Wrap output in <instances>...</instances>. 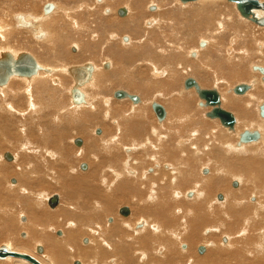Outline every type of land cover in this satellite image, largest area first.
<instances>
[{"label": "bare ground", "instance_id": "1", "mask_svg": "<svg viewBox=\"0 0 264 264\" xmlns=\"http://www.w3.org/2000/svg\"><path fill=\"white\" fill-rule=\"evenodd\" d=\"M35 1L7 0L8 5L5 1L6 9L0 13V57L9 52L16 58L20 52L15 54L11 44L29 42L61 64H50L47 58L39 63L36 76L11 75L0 84L3 245L40 264H74L77 259L79 264H264V72L258 69H264V25L242 16L235 2L228 0L223 7L219 0L180 5L175 0H144L146 5L137 0L136 10L125 5L106 11L100 8L101 0H55L48 2V11L43 10L48 0H38V5ZM229 4L237 14L228 11ZM119 8L125 9L124 14L116 12ZM253 13L264 16V9ZM145 18H152L146 20L144 30L151 32L146 38L140 31ZM193 30L199 41L187 51L190 66L180 59L186 52L181 54L175 45L164 49L162 57L150 48L140 55L143 58L123 54L133 41L148 40L149 35L153 44L165 39L184 46L188 39L191 42ZM127 32L133 35L123 36ZM118 34L121 40L111 42ZM80 41L88 62L74 66H89V76L77 84L70 71L74 66H65L62 60L80 54L62 56V47L67 51L74 45L80 50ZM96 56L108 63L103 64L104 71ZM134 61L145 64L156 79L144 75V66L133 74ZM124 62L129 63L127 68ZM243 71L250 74L249 82H239ZM65 72L73 81L68 89L62 78L54 85L57 75ZM178 72L184 74L186 87L181 89ZM201 72L206 76L201 74L203 80L190 78L192 83L186 84V77ZM233 78L238 82L230 84ZM210 83L219 88L211 91L216 96L211 104L201 95L209 91L204 88ZM238 84L246 89L236 92ZM73 88L82 93L80 102L73 100ZM81 88L93 89V98L86 100ZM109 89H120L121 95L113 92L114 97H107ZM67 90L72 104L68 94L65 97ZM138 91L143 97L135 96L128 103L131 92ZM161 99L168 105L170 101L172 108L161 105ZM220 101L236 112H228L230 123L213 114L216 108L223 110ZM156 106L163 114L155 119L150 113ZM149 118L153 123L148 134L139 136ZM100 125L105 128L98 136ZM77 135L84 137L83 144L73 146ZM8 148L15 152H8L10 158L5 157L7 152L2 154ZM83 160L89 161L87 172L78 170ZM203 167L209 172L205 168L201 173ZM10 175L16 176V183ZM231 181L236 183L233 188ZM53 190L60 192L59 204L44 209L41 206ZM121 203L130 209L126 215L118 211L122 214L118 216ZM60 228L62 233L55 235ZM21 229L25 239L18 236ZM199 243L202 252L197 250ZM0 260L33 264L20 256Z\"/></svg>", "mask_w": 264, "mask_h": 264}, {"label": "rangeland", "instance_id": "2", "mask_svg": "<svg viewBox=\"0 0 264 264\" xmlns=\"http://www.w3.org/2000/svg\"><path fill=\"white\" fill-rule=\"evenodd\" d=\"M7 2V0H0V13L3 11V10H5L6 9V2ZM35 1V0H34ZM51 1H55V0H48V1H46V2H51ZM112 1V2H111ZM126 1L127 0H104V1H100V3H101V9L102 10H108V8H110L109 6H114V7H123V6H129V7H131L133 10H136L138 7H139V4L138 3H136L135 1H137V0H128L127 1V3H126ZM172 1V0H171ZM220 1V3L222 4V7H223V4L224 5H227V4H225L226 2L224 1V0H219ZM229 1V0H228ZM35 2H37L36 4L38 5L39 3H40V1H38V0H36ZM141 2H144V4L143 5H146V3H145V1L144 0H141ZM190 2H195V1H190ZM190 2H181V0H175L173 3H175V5H180L181 3H183V4H187V3H190ZM229 2H232V1H229ZM157 3V2H156ZM232 3H234V2H232ZM41 4V3H40ZM4 5V6H3ZM7 5H8V2H7ZM133 5V6H132ZM107 7V8H106ZM39 8L41 9V5L39 6ZM25 9H28V7H25ZM25 9H23V10H25ZM149 9V8H148ZM223 9V8H222ZM235 8L234 7H232V5L231 4H229V8H228V11H232V10H234ZM224 10V9H223ZM39 11H41L42 12V10H39ZM150 11V10H149ZM235 11V13L237 14V11L236 10H234ZM117 12V11H116ZM116 12H115V15L116 16H118L117 14H116ZM233 12V11H232ZM234 13V12H233ZM149 19V20H148ZM150 19H152V18H145V21L147 20V21H150ZM143 22L142 21V24H140V31H141V33L142 34H144L145 33V38H146V36L148 35V34H151V32H150V30H149V32H145L146 30H144V29H147V27H148V25H146V24H149L148 22ZM255 23V22H254ZM253 24V23H252ZM256 24V23H255ZM256 25H258V24H256ZM146 28H145V27ZM155 34H157L158 36H160L158 33L160 32L159 31V29L158 28H153V29H151ZM193 33L191 34L192 36H193V38H192V40H191V42H190V40L188 39L185 43H184V46H182V45H180L179 44V46L177 45V44H172V41H166L165 39H160L161 40V42L160 43H156V44H153L152 42H150L149 41V39L151 38V35H149L148 36V40H142V42H136V41H133V44H132V46H130L129 47V49L127 48V50L125 51V52H123V54H124V56H126L127 58L129 57V55H132V54H134V55H137V56H135V57H140V58H143V56H140L141 54H143V53H145L148 49L147 48H150L151 50H153V54L155 55V56H158V57H162V56H165V53H163L162 51H164L165 52V50L166 49H168V48H174V45L175 46H177V47H179L178 49H179V52L181 53V54H183V53H185L186 52V54H183L182 56L180 55V59L184 62V65L185 66H190V65H192V64H190L189 63V61L187 60L188 58H190L189 56H187V51H188V49L191 47V46H196L197 45V43H198V41H199V36H198V34H196V30H193L192 31ZM259 32H261V31H259ZM128 34L129 35H133V33L131 32V33H129V32H127L126 34H124L123 36H128ZM153 34V33H152ZM104 36V35H103ZM118 37H116L115 39H112V40H110L111 42H119L121 39V36L122 35H120V34H118L117 35ZM160 37H162V36H160ZM187 38V37H186ZM78 40V37H77V39L75 40V41H77ZM65 41V42H64ZM62 42V41H61ZM63 42L64 43H66V40H63ZM172 44L173 46H171L170 44ZM188 42H190V43H188ZM80 44H79V46H80V50H77V48L74 46V45H72V47H74L75 48V50L74 51H71L70 49H72V47L70 48L69 47V45H68V49H67V51H66V47H64V45H63V47L62 48H64V50L65 51H62V56H64L63 54H66L67 52H69V53H71V54H73V53H78V54H80L78 57L76 56V54H75V56L77 57V59H74V58H76V57H72L71 58V60H69L68 59V61L66 60V59H63V60H65V61H63L62 60V62L64 63L63 65H65V66H74V65H78V64H80V66L84 63H87L88 61L85 59V51L82 49V44L84 43L83 41H80L79 42ZM144 43V44H143ZM15 44V45H14ZM14 44H11V49H13L14 50V53L15 54H17V53H19V52H28L29 54H31L33 57H34V59L36 60V62H37V64L38 65H40V64H42L41 63V61L43 62L44 60H46L47 58H49V60L47 59V62H49L50 64H53L54 63V65L56 64V66H59L58 64H61V62L59 63V62H55L54 60V58L53 57H51V56H48L47 54H44V52L42 51V49L38 46V45H35V44H33L32 45V43H23V44H21V42H18V43H14ZM22 45V46H21ZM139 45H141V46H139ZM138 46V47H137ZM157 46H158V49H156L157 48ZM161 46V47H160ZM187 49H186V48ZM159 48L161 49L160 51H161V53H160V51H159ZM183 48H185L186 50H183ZM82 49V50H81ZM165 49V50H164ZM141 50V51H140ZM182 51H185V52H182ZM135 53H137V54H135ZM163 54V55H162ZM47 55V56H46ZM185 55V56H184ZM97 57V64L100 66V69H102L103 71H104V67H103V64L104 63H102V61L104 60V58L102 59V61H100L101 60V58L100 57H98V56H96ZM126 57H125V59H126ZM134 57V58H135ZM186 57H188V58H186ZM54 60H53V59ZM63 58V57H62ZM166 58V57H165ZM186 59V60H185ZM75 60V61H74ZM110 60V59H109ZM57 61V60H56ZM67 61V62H66ZM186 61V62H185ZM45 62V61H44ZM43 62V63H44ZM96 62V61H95ZM117 62H118V60H117ZM174 62H175V60H174ZM181 61H179V63H180ZM40 63V64H39ZM68 63V64H67ZM102 63V64H101ZM134 63V65L132 66V69H131V71H132V73L133 74H135V75H137L136 73H135V71H136V68H138V67H140V66H142V68H143V66L145 65H140V64H138L136 61H134V62H132L131 63V65ZM190 64V65H189ZM49 65V64H48ZM117 65H121V64H117ZM123 65L127 68L128 67V65H129V63L128 62H124L123 63ZM136 65V66H135ZM264 67V66H263ZM140 69V68H139ZM138 69V70H139ZM144 69H145V71L143 72L144 73V75H145V73H146V75L148 74V77H150L151 78V80H155V79H153L152 78V71H151V73H149V69H147L145 66H144ZM198 69L199 70H201L202 68H199L198 67ZM249 71H250V69H248ZM253 71V70H252ZM254 71H256L257 72V74H260L257 70H254ZM244 73V75L241 77V79L240 80H242V81H239V82H244V83H246V82H249L250 81V77H248V76H250V74L248 73V71H243ZM256 72H254V73H256ZM47 74V73H46ZM204 75V77H206L205 76V74H203L202 72L200 73V75L198 76V75H189L188 77H186V78H191V79H193V80H195V81H200V80H203L204 79V77L202 76V75ZM62 75H65V78H64V76H62ZM67 75V76H66ZM177 75H178V78H180L181 79V83H180V88L179 89H181V87H186V86H184L185 84H184V82H183V80H184V74L182 73H177ZM34 76H36L35 74H34ZM33 76V77H34ZM60 76V77H59ZM57 75V82H55L54 83V81H52L51 82V84L53 85V83H54V85L55 84H57L58 82H60V78H62L61 79V82H65V83H67L68 85H67V89L71 86H73V81H71L72 79L69 77V72H68V74L65 72V74H60V75ZM201 76V77H200ZM32 77V78H33ZM67 77L69 78V79H67ZM162 77H164V75L163 76H161V77H159V78H157L158 80H161L162 79ZM183 77V78H182ZM17 78H19V76H17ZM23 79H25L26 77H22ZM31 78V79H32ZM200 78V79H199ZM209 78V81H211V79H212V76L211 75H207V79ZM249 78V79H248ZM164 79V78H163ZM247 79V80H246ZM26 80V79H25ZM63 80V81H62ZM64 80H68V81H70L69 83L68 82H66V81H64ZM213 80V79H212ZM30 81V80H29ZM237 83L238 81L235 79V78H233L232 80H231V83L230 84H233V83ZM91 83V82H90ZM89 83V84H90ZM59 84V83H58ZM211 84V83H210ZM264 84V83H263ZM85 86V85H84ZM192 87H194V86H192ZM189 88H191V87H189ZM217 88V89H216ZM82 89V88H81ZM205 90H209V91H216V92H218V87H214V85L213 84H211V86L209 85V87H206V88H204ZM82 91L84 92V94L86 95V100H87V98H88V96L90 97L91 95V97L93 98V95H94V93L92 94L91 93V91L93 92V89H90V90H85V88L84 89H82ZM108 91V90H107ZM106 91V93L105 94H109V95H107V97H109V96H112V97H114V94H113V92L115 93L116 91H122V90H120V89H113L111 92H110V89H109V91L108 92H110V93H108ZM132 93H133V95H132ZM65 94V97H66V95L68 94V98H67V100L68 101H70V104H72L71 103V99H70V96H69V91L67 90V92H65L64 93ZM111 94V95H110ZM113 94V95H112ZM136 94V95H135ZM131 95L132 96H137V97H143V95H142V93H141V91H138V92H131ZM194 98H196V99H199L200 97H199V95L197 94H194V93H192L191 94ZM132 96L129 98V99H127L126 101L128 102V103H131V102H133L134 100H132ZM90 97V98H91ZM91 98V99H92ZM90 99V101L89 102H91V101H93V100H91ZM116 99H118V98H116ZM170 100H172V97H170L169 98ZM177 99H179V98H177V97H175L174 98V100H177ZM163 100L161 99V105H167L168 107H169V109H171L172 108V105H171V103H170V101H169V105L168 104H166L165 102H162ZM209 104H211V103H209ZM79 105H85L84 103H81V104H79ZM193 105H194V102H193ZM212 105H217V103H214V104H212ZM220 105H221V101H220ZM219 105V106H220ZM166 107V106H165ZM171 107V108H170ZM195 107V106H194ZM193 107V108H194ZM221 107H222V105H221ZM220 107V108H221ZM222 109L223 110H225V111H227V112H229L230 114H236V112L233 110V109H231V108H229V107H225L224 105H223V107H222ZM152 110V109H151ZM154 112V111H153ZM232 112V113H231ZM150 114H153V116H154V118L156 119V118H158L157 116H156V113L154 112V113H152V111H151V113ZM263 115V114H262ZM240 117H241V115H239ZM148 117H150V116H148ZM215 117V116H214ZM209 118V117H208ZM213 118V117H212ZM211 119V118H210ZM242 120V119H241ZM146 122H148V123H146V125H145V129H143V133L141 134V135H139V136H143V135H145L146 133L148 134V132H149V123H153L152 122V119H146ZM89 125L91 124L92 125V123H88ZM88 124H87V126H88ZM219 123H217V125L216 126H219L218 125ZM96 125V124H95ZM221 125V124H220ZM113 126V125H112ZM213 126L214 127H216L215 126V124H213ZM107 127V126H106ZM97 128H100V130H101V132H100V134H96L95 133V135H101L102 134V132H103V130H104V126L103 125H100V126H98ZM241 130H243V129H241ZM251 129H249V131H250ZM151 131V130H150ZM163 131V130H162ZM186 136V135H185ZM75 138H80L81 139V141H82V144H83V140H84V137L83 136H81V135H77ZM74 138V139H75ZM74 139H73V143L71 142V144L74 146L75 144H74ZM70 147V146H69ZM14 149V148H13ZM13 149L11 148V149H3V151H2V154H4L5 152H10V153H12V152H14L13 151ZM12 150V151H11ZM15 153V152H14ZM119 153L120 154H122L123 152H122V150H119ZM16 154H17V152H16ZM2 157H3V155H2ZM3 160L4 161H6V162H8L9 160H6L5 158H3ZM10 162V161H9ZM81 163H85V164H87V167L85 168V170H82L81 168H79L80 167V165H81ZM149 165H151V164H149ZM147 166V165H145L146 167H151V166ZM88 168H90V165H89V161H87V160H83V161H80V163H79V166H78V170L80 169V171H88V170H90V169H88ZM207 169L208 171L207 172H209V169L210 168H207V167H203L202 169H201V173H203V171H204V169ZM87 169V170H86ZM150 170V169H149ZM10 176H12V178L13 179H15V183H16V176H14V175H10ZM8 177V178H11V177ZM232 183H233V181H231L230 182V184H229V187L230 188H233V186H231L232 185ZM3 186H4V183H3ZM49 193H50V191H49ZM48 193V194H49ZM221 194L222 192L221 191H219V192H217V195L218 194ZM50 194H56V195H60V192L59 191H56V190H53ZM58 195V196H59ZM9 199V198H8ZM59 204V203H58ZM57 204V205H58ZM122 205L123 206H129L130 207V205L129 204H127V203H121V204H118V207H117V209H116V212H115V214H117L118 216H120V215H122V214H119V209H120V207H122ZM41 207H43L44 209H48V210H51L52 208L51 207H49V205H48V203H47V200H46V202H43V205L41 206ZM130 209V208H129ZM119 211V212H118ZM130 214V213H129ZM26 216L27 215H25V219H27L26 218ZM128 216V215H127ZM112 218V220H113V218H114V216L112 217V216H109V218ZM20 220L19 221H23L24 222V220H21V218H19ZM26 221V220H25ZM22 222V223H23ZM24 230V229H23ZM58 231H60L61 233H62V230H61V228L60 229H57L56 230V232H55V235H57V232ZM23 232H25V231H22V229H21V232L18 234V236L19 237H21V233H23ZM25 237V236H24ZM22 238V237H21ZM84 238H87V237H84ZM222 238V237H221ZM220 238V241L222 240ZM22 239H25V238H22ZM88 239V238H87ZM1 240V239H0ZM84 239L82 238V241H83ZM2 241V242H1ZM0 242V244H5L6 243V241L5 240H1ZM221 243H222V241H221ZM227 243V242H226ZM225 243V244H226ZM87 244V243H86ZM199 245H200V243H199ZM185 247L187 248V243L185 244ZM206 251V250H205ZM205 251L203 252V253H205ZM195 252H196V250H195ZM196 255H198V256H200L199 255V252L197 251L196 253H195ZM203 255V254H202ZM201 255V256H202ZM5 260V259H4ZM78 260V259H77ZM1 261V260H0ZM79 262H80V260H78ZM1 264V263H0Z\"/></svg>", "mask_w": 264, "mask_h": 264}, {"label": "water", "instance_id": "3", "mask_svg": "<svg viewBox=\"0 0 264 264\" xmlns=\"http://www.w3.org/2000/svg\"><path fill=\"white\" fill-rule=\"evenodd\" d=\"M181 1H192V0H181ZM232 2H235L236 7L240 14L242 16L248 17L251 16L252 20L256 22L259 25H264V16L261 17H256L253 13V9H264V2H261L259 0H229ZM51 8V3H45L43 6L44 11H48ZM118 14L122 15L125 12L124 8H119L118 9ZM202 44V42H201ZM108 63H105L104 66L106 67ZM39 68L38 64L36 63L35 59L33 58L32 55H30L27 52H20L16 58H14L9 52H5L1 55L0 57V84H4L9 76L11 75H20V76H31L34 74L37 69ZM261 72H264L263 68H258ZM71 73L73 74L75 81L77 84H81L85 80H87L89 76V66L85 67H80V66H74L71 67L70 69ZM264 80V77H263ZM192 83V80H187L186 84L190 85ZM246 89L245 84H238L235 87L236 92H243ZM72 98L75 102H80L82 100V93L77 89L73 88L71 92ZM121 93L119 91L115 92V96H120ZM201 95L207 100L209 103H213L216 100L215 93L211 91H203ZM135 96H132V99H135ZM155 112L158 116H161L163 114L162 108L160 106L155 107ZM213 114L217 117H219L224 123H230L232 121V116L221 109H214ZM97 133H100V129H96ZM75 143H80L81 139L80 138H75L74 139ZM6 158H10V154L7 152L5 154ZM85 167V163H81V168ZM205 170V169H204ZM233 185L236 183L233 182ZM218 198L221 197V194L217 195ZM58 197L56 194H53L49 199H48V204L49 206L53 207L57 204ZM119 211L126 215L129 212V208L127 206H122L120 207ZM37 252L42 251V246L38 245L36 247ZM197 250L199 252H202L204 250V247L200 245ZM6 255H11V256H20L23 257L33 264H40L35 258L29 256L28 254L21 253V252H16L8 249L5 245L1 244L0 245V258H3ZM74 264H79V261L76 260L74 261Z\"/></svg>", "mask_w": 264, "mask_h": 264}]
</instances>
